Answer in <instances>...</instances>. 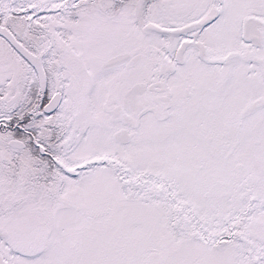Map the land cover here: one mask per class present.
Wrapping results in <instances>:
<instances>
[{"label":"snow or ice","instance_id":"obj_1","mask_svg":"<svg viewBox=\"0 0 264 264\" xmlns=\"http://www.w3.org/2000/svg\"><path fill=\"white\" fill-rule=\"evenodd\" d=\"M0 264H264V0H0Z\"/></svg>","mask_w":264,"mask_h":264}]
</instances>
